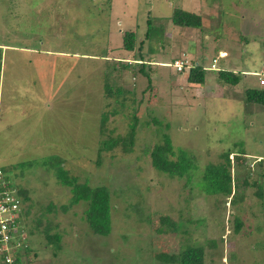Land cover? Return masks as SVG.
<instances>
[{
  "label": "rangeland",
  "instance_id": "374dc122",
  "mask_svg": "<svg viewBox=\"0 0 264 264\" xmlns=\"http://www.w3.org/2000/svg\"><path fill=\"white\" fill-rule=\"evenodd\" d=\"M210 3L213 18L205 7L199 10ZM173 8L199 10L203 27L188 31L173 25ZM147 18L167 32L163 41L151 37L140 47L144 60L155 59L145 67L149 79L132 59ZM124 30L136 35L131 51L120 45ZM221 49L225 54L217 53ZM0 55V167L27 191L30 200L23 208L31 203L23 221L32 249L25 253L17 247L26 255L20 254V264H175L181 249L196 244L203 248V264H264V197L260 201L253 194L264 180V106L255 111L249 107L258 103H248L243 110L242 103L234 102L233 108L226 100L228 85H220L212 96L208 87L214 86L208 76L218 69L235 73L238 88L261 85L264 0H0ZM173 55L203 57L206 84L176 79L185 71L169 65ZM114 59L137 66L112 72L113 77L108 70ZM105 73L121 84L124 100L106 95ZM239 95L245 97L240 89ZM112 108L116 112L105 123L110 135L125 133L131 113L139 119L133 152H103L97 166L100 114ZM150 117L159 119L160 126L148 123ZM167 122L168 129L163 126ZM159 129L168 131L174 148L195 156L189 179L151 167L148 150L159 140ZM237 148L247 155L238 159L230 154L231 175L240 182L248 170L247 182L254 183L241 187L243 199L232 205L230 196L206 194L199 181L207 163L221 162V152ZM48 156L62 159V167L78 181L107 187L108 234L90 231L83 201L68 205L69 187L43 165ZM235 215L242 221L238 232H233ZM164 216L168 222H162ZM45 218L48 232L60 235L54 256L42 232Z\"/></svg>",
  "mask_w": 264,
  "mask_h": 264
},
{
  "label": "trees",
  "instance_id": "16d2710c",
  "mask_svg": "<svg viewBox=\"0 0 264 264\" xmlns=\"http://www.w3.org/2000/svg\"><path fill=\"white\" fill-rule=\"evenodd\" d=\"M213 3H210L209 5H204L206 7L211 8V5ZM170 21L173 25L182 27V28H201V15L198 12H190L188 10H183L181 8H173L171 15H170ZM146 22V29L143 33L142 39L137 41V51L132 52V59L134 60L133 63L139 64L138 70L140 74H143L144 76L149 79V75L147 71L145 70V67L148 68L151 67L152 62L149 60H144L145 53L140 52V47H142V44L145 40L150 39L151 37L156 38V42H161L162 40V33H163V26L159 24V27H155L151 23V19L147 18L145 20ZM154 28H158V31L152 35V31ZM135 33L132 30H124L122 34V42L121 46L126 51L133 50L135 46ZM198 37V36H197ZM199 52V51H198ZM1 56V55H0ZM135 57V58H134ZM196 56L194 59H191V64L189 69L187 70L186 75V84H195L198 87L204 85V75H205V65H204V58ZM172 58H177L176 55H173ZM214 57H212L213 59ZM113 59V58H112ZM172 59V60H173ZM115 66L112 69H109L108 71L110 73L118 71L120 72L122 68L126 67H132L126 66V64H120L117 61V59H114ZM171 60V59H170ZM171 60V61H172ZM170 63V62H169ZM147 64V66H146ZM107 71V72H108ZM106 72V73H107ZM105 73V79H104V91L106 95L115 94L121 95L122 100L125 99V92L121 88V84L117 83L118 85H115V79L112 78V82L109 81V77L111 75ZM182 73V72H180ZM258 74V73H257ZM113 77L115 75L112 73ZM259 80L263 76V73L258 74ZM119 80L122 78V76L116 75ZM217 78L220 80L218 83L219 85H235L238 81V76L233 73L232 71L225 70V69H218L216 72ZM260 83V82H259ZM262 85V84H261ZM189 87V86H188ZM230 87V86H229ZM114 90V91H112ZM222 90V89H221ZM245 101L249 102H256L259 104H264V90L260 89H245ZM119 107H122V101H118ZM116 112L115 108H112L109 112L103 111L100 114V121L98 124V133L99 138L97 139V148L94 152L95 154V165L100 164L101 154L103 152H113L115 149L119 150L123 154H130L133 152L134 143L136 140V132L138 129L139 119L136 116L135 112L131 113V118L129 122L127 123L126 127L127 130L124 134H116V135H110L111 131H108L105 123L108 119V116L110 114H113ZM151 121L148 123H152L153 125H157V127L160 126L161 121L159 119H155L154 117H150ZM165 128L168 127V122L163 124ZM168 129V128H167ZM160 131V137L157 142H154L148 150V156L151 167L162 174L168 175L170 177H176V178H185L186 180L190 178L191 172L196 168L195 165V156L187 149L181 148V147H173L172 142L170 140L169 135L167 132ZM234 154L235 158L240 157V155H246L244 150L241 148H237L236 150H227L225 152H221L219 154V157L222 159L221 162L218 163H207L202 170L201 174V180L199 181V185L202 188V190L209 195H221L222 197H228L230 196L229 202L232 203V205L237 204L242 201L243 199V188L241 187H247L248 185H252L254 182H247L248 177V170L245 173V176L240 179V182L236 177H233L230 172V166H231V158H229L230 154ZM114 153H110V155H113ZM261 160V159H260ZM259 160V161H260ZM263 162V160H262ZM43 165L48 169L51 170L55 178L58 180V182L61 185L69 187L71 196L68 205L71 206L73 204L78 203L79 201H83L86 204L85 209L83 210V218L90 229V231L93 234L97 235H106L108 234L110 230V193L106 186L104 185H96V186H90L86 184L85 182H80L77 180V176L70 175L67 170H65L62 167V159H60L58 156H48L44 161ZM1 168V167H0ZM3 171V170H2ZM4 172V171H3ZM5 178L9 180L13 185L14 183L9 179L10 177L6 176ZM15 186V185H14ZM18 194L23 198L24 201H29L30 198L27 195V191L25 189H21L17 186ZM254 196L256 199H259L260 201L264 197V180L262 181V184L257 185V189L253 191ZM217 197V196H216ZM28 206L26 209L22 212L23 216H27L30 212L31 203L27 204ZM67 206L61 205V209L65 210ZM45 209L50 212L53 210V204L48 201L45 205ZM39 215V214H38ZM40 216V215H39ZM39 216H37L35 219V222L39 221ZM47 218L43 219L44 221ZM47 224L45 225L44 229L42 230L43 235L46 238V241L51 243V252L50 255L54 256V253L59 251V239L60 235L57 233V231H54L53 233H49L48 230L50 228V222L49 220H46ZM168 222V218L164 216L162 218V222ZM235 226L233 228V232H238L239 227L242 223V221L239 220L238 216H234ZM26 233L29 235L30 230H26ZM30 239H26V245L22 247V250L27 253L32 249H30L29 242ZM16 240L12 241L14 244ZM18 241V240H17ZM213 244V241H212ZM18 250V249H17ZM22 252L17 251L14 254V261L18 262L19 264L22 263L20 261ZM23 253V254H25ZM35 253V252H34ZM52 253V254H51ZM162 257V259H165V254L159 253L157 257ZM203 248L201 245H186L183 249H181L176 257L174 258L175 264H203ZM0 264H5L3 259L0 257Z\"/></svg>",
  "mask_w": 264,
  "mask_h": 264
},
{
  "label": "built area",
  "instance_id": "2783aa9c",
  "mask_svg": "<svg viewBox=\"0 0 264 264\" xmlns=\"http://www.w3.org/2000/svg\"><path fill=\"white\" fill-rule=\"evenodd\" d=\"M186 61L174 60L173 67L181 70ZM263 80L260 79V83ZM21 200L16 187L4 177L0 170V257L5 264H19L14 261L17 247L24 244V233L18 220L20 216ZM15 241L13 244L12 241ZM18 240V241H17ZM14 247L8 253V247ZM24 246V245H23Z\"/></svg>",
  "mask_w": 264,
  "mask_h": 264
},
{
  "label": "crops",
  "instance_id": "0c3cea01",
  "mask_svg": "<svg viewBox=\"0 0 264 264\" xmlns=\"http://www.w3.org/2000/svg\"><path fill=\"white\" fill-rule=\"evenodd\" d=\"M205 7V9H207L208 10V14H209V18H213L212 17V10L214 9V4H212L211 5V8H209V7H206V6H200L199 7V10H201L202 8H204ZM198 10V13L201 15V26L203 27V16H202V13L200 12ZM209 18L207 19L208 21H209ZM185 29H189L188 31H197L195 28H185ZM166 33L167 32H164L163 33V37H165L166 38ZM169 35V33L167 34V36ZM164 39V38H163ZM165 42V41H164ZM171 47H169L168 46V49H170ZM171 50V49H170ZM175 52H177V53H179V54H183V55H186V54H184L183 52H181V51H175ZM217 53H224L225 54V51L223 50V49H221V50H218V52ZM157 56H159V54L157 55ZM123 58H125V57H123ZM193 58H195V57H193ZM173 59V58H172ZM149 60V59H148ZM154 60L155 59H150L149 61L150 62H154ZM186 75H187V71H185L184 72V75H183V77L182 78H180V77H177L176 79H179V80H182L183 78L185 79L184 81L186 82ZM213 82H214V86H212V85H210V86H208V87H210V95L212 96V95H215L216 94V92H218L217 90H219L220 89V85L218 84L219 82H220V80L217 78V76H216V74H214V76H208ZM206 80H207V77H206V75H204V84H206ZM219 81V82H218ZM238 82V81H237ZM237 84V83H236ZM228 85V86H230L228 89V94L226 95V100H227V103L229 102V105L230 106H233V108H235L234 107V102H238V103H242V107H243V110H244V108H245V106H247V105H249L248 103H256V102H249V101H245V97H243V99L241 98L240 99V95H239V89L243 92V93H245V89H257V90H260V89H262V90H264V84H262V85H260V86H252V87H250V86H240V88H238V86L237 85ZM226 88V87H225ZM238 90H237V89ZM234 94L235 95H237L236 97L237 98H234L233 99V97L232 96H234ZM245 95V94H244ZM219 100H223V99H219ZM241 100H242V102H241ZM246 103V104H245ZM261 106H264V104H259L258 103V105H255V106H250L249 108H250V110L251 109H253V110H255V111H258L259 110V108H257V107H261ZM263 108V107H262ZM256 117H258V118H260L261 116L260 115H257ZM247 155V154H246ZM259 158H261V156H258V157H256V159L258 160ZM261 160H263V162H262V167H263V169H264V158H262ZM26 209V208H25ZM24 208H23V210H25ZM30 210V209H29Z\"/></svg>",
  "mask_w": 264,
  "mask_h": 264
},
{
  "label": "bare ground",
  "instance_id": "6f19581e",
  "mask_svg": "<svg viewBox=\"0 0 264 264\" xmlns=\"http://www.w3.org/2000/svg\"><path fill=\"white\" fill-rule=\"evenodd\" d=\"M174 60H182V61H186V64L183 66V68L181 69V70H176L174 67H173V61ZM190 64H191V59H189V58H186V57H177V58H174L170 63H169V65L175 70V71H177L178 73H180V72H184V71H187L188 69H189V67H190ZM211 69H216L215 68V65L214 64H211V67H210ZM261 80H263L262 81V83H260V84H264V78H260ZM259 82H260V80H259ZM0 170L2 171V169L0 168ZM2 173L4 174V172L2 171ZM4 177H5V174H4ZM17 189V188H16ZM19 196H20V194H18ZM20 200H21V207H20V216H19V218H18V220H19V222H20V225H21V230H22V232L24 233V238H25V242H24V244H22V246L23 245H26V239L28 238V234L26 233V231L24 230V221H23V218H24V216L22 215V212L24 211L23 210V204H24V200H23V198L20 196ZM17 251H19V250H16V252ZM20 252V251H19ZM23 254V253H22ZM23 256H26L25 254H23ZM22 258V257H21ZM20 261H22L21 259H20Z\"/></svg>",
  "mask_w": 264,
  "mask_h": 264
}]
</instances>
